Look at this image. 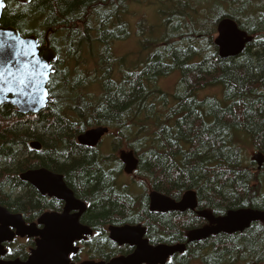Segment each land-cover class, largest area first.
Here are the masks:
<instances>
[{
    "label": "trees",
    "instance_id": "16d2710c",
    "mask_svg": "<svg viewBox=\"0 0 264 264\" xmlns=\"http://www.w3.org/2000/svg\"><path fill=\"white\" fill-rule=\"evenodd\" d=\"M147 2L155 5L157 22L138 21L146 56L115 58L113 43L130 35V6ZM226 18L253 39L239 56L221 59L212 40ZM0 24L35 36L40 45L47 36L56 55L42 111L21 115L0 107L1 207L26 223L61 211V203H46L19 179L45 169L62 176L87 206L80 222L93 234L79 244L74 263L130 255L131 248L108 239L107 229L142 225L152 246H186L167 264H264L261 221L187 243L191 231L209 225L200 213L217 219L229 211L264 212V0H6ZM158 24L159 33L149 38ZM81 62L95 67L81 68ZM176 73V91L169 94L159 82ZM212 88L221 89L220 99V92L200 96ZM98 127L109 131L101 146L77 143ZM31 142L40 150L30 149ZM249 148L258 162L244 163ZM122 150L138 160L129 182L123 181ZM150 191L174 201L193 191L196 211L151 212ZM32 246L17 243L5 260L25 261Z\"/></svg>",
    "mask_w": 264,
    "mask_h": 264
},
{
    "label": "water",
    "instance_id": "95a60500",
    "mask_svg": "<svg viewBox=\"0 0 264 264\" xmlns=\"http://www.w3.org/2000/svg\"><path fill=\"white\" fill-rule=\"evenodd\" d=\"M15 1L26 4L32 0ZM3 9L0 8V19ZM9 33L11 37L7 35ZM217 34L214 45L221 59L238 56L252 41V37L241 31L231 19H223L218 23ZM0 40L5 42V48L0 49V61L12 54V49L8 48L7 44L23 41V45L20 46V55L16 58L19 63L12 71L14 76L22 77L25 81L24 84L17 83L12 86L11 91L8 90L6 84L0 83V106L14 107L21 115H36L50 102L49 95L45 97L43 94L47 91L46 86L52 73V62L56 56L49 48L47 37H45V45L39 47L35 36L21 37L13 27H2L0 24ZM33 52L35 56L32 55ZM36 61H40V64L37 65ZM24 64L29 66L26 70L23 68ZM45 65L47 67H44ZM40 73L44 75L41 76ZM7 78L11 77L6 74ZM107 133L108 129L102 127L90 129L77 137V143L81 146L95 148ZM29 147L35 151L41 148L37 142H31ZM120 160L127 175H131L136 170L138 160L132 152H121ZM19 179L33 187L40 195H47L49 198L63 202L64 208L61 214L45 213L40 216L37 223L26 224L21 215L10 214L0 206V264H72L69 257L78 253L75 243L84 241L86 237L92 235V231L80 223V218L86 211L85 204L75 199L72 191L63 182L62 176L45 169L24 172L20 174ZM196 205L195 194L191 191H188L178 202L157 192H151L149 195L151 212L183 213L194 211ZM202 215L214 223V226L190 232L187 243L198 242L219 233L242 232L254 222H264V212L254 210L230 211L220 219ZM108 234L112 242L118 246L127 245L133 249V252L109 262L85 261L80 264H166L169 258L185 251V245L182 244L149 245L145 238L146 229L140 225L109 227ZM16 237L35 240V247L30 251L28 259L25 262L1 260L6 255L4 244L12 243Z\"/></svg>",
    "mask_w": 264,
    "mask_h": 264
},
{
    "label": "rangeland",
    "instance_id": "374dc122",
    "mask_svg": "<svg viewBox=\"0 0 264 264\" xmlns=\"http://www.w3.org/2000/svg\"><path fill=\"white\" fill-rule=\"evenodd\" d=\"M201 7H202V3H201ZM155 10H156V7L152 2L130 6L131 14L126 17V20L129 22V25H130V35L128 36L127 39L123 41L113 43L112 52L115 58L125 57L129 61H136V58L137 59L141 58L143 54L146 56V52L143 51L138 44L139 38L141 37V35L138 32V21L140 19H142V21L145 19V24H149V25L157 22ZM159 26L160 24L157 25L156 29H154V33L150 32L148 34L149 38H151L153 34L159 33L160 31ZM216 37H217V33L213 36L212 41H214ZM80 67L93 69L95 67V63L94 62H88V63L81 62ZM177 81H178V73L171 75L167 78L161 79V81L159 82V85L165 92L170 94L176 91L175 87H176ZM208 89H206L207 91L206 90L201 91L199 93L201 94L200 96L201 97L205 95L206 96H219V92H220V96L216 98H219V99L221 98L220 88H212L210 90ZM88 92L89 94H91V96H93L94 94H96L97 89L92 87L91 89L88 90ZM243 156H244V163L246 164H251L252 161L253 162L259 161V155L256 152L252 151L250 148L245 150ZM130 180H131V177L123 176L124 182H129Z\"/></svg>",
    "mask_w": 264,
    "mask_h": 264
},
{
    "label": "snow or ice",
    "instance_id": "6c2138e0",
    "mask_svg": "<svg viewBox=\"0 0 264 264\" xmlns=\"http://www.w3.org/2000/svg\"><path fill=\"white\" fill-rule=\"evenodd\" d=\"M4 0H0V8H4ZM9 37H11V33L7 34ZM23 45V41H18L16 43H9L7 44V47L12 49V54L10 57H5L2 61H0V83L6 84L8 87V90L11 91L12 86L15 84H24L25 81L22 77H16L13 74V68L16 64L19 63V61L16 59L20 55V46ZM5 48V42L3 40H0V49ZM33 56H35V52L32 53ZM15 62V63H14ZM36 64L39 65L40 61H36ZM29 66L27 64L23 65V68L26 70ZM44 67H47L45 65ZM17 71H20V69H17ZM6 74L8 77L6 79ZM41 76H43V73H40ZM45 97L49 95L47 91L43 94Z\"/></svg>",
    "mask_w": 264,
    "mask_h": 264
},
{
    "label": "flooded vegetation",
    "instance_id": "af4514ba",
    "mask_svg": "<svg viewBox=\"0 0 264 264\" xmlns=\"http://www.w3.org/2000/svg\"><path fill=\"white\" fill-rule=\"evenodd\" d=\"M41 46V45H40ZM39 46V47H40ZM41 55H42V53H41ZM42 197H44V196H42ZM44 198H47L48 200H45V202L47 203V202H49L51 199L50 198H48V197H44ZM60 203V202H59ZM61 205H62V208H61V211H55L56 213H61L62 212V209H63V204L61 203ZM47 212H52V213H55V212H53V211H47ZM86 212V211H85ZM85 214V213H84ZM83 214V215H84ZM82 215V216H83ZM25 240H27V239H22V240H17V242H19V241H25Z\"/></svg>",
    "mask_w": 264,
    "mask_h": 264
},
{
    "label": "bare ground",
    "instance_id": "6f19581e",
    "mask_svg": "<svg viewBox=\"0 0 264 264\" xmlns=\"http://www.w3.org/2000/svg\"><path fill=\"white\" fill-rule=\"evenodd\" d=\"M82 202V201H81Z\"/></svg>",
    "mask_w": 264,
    "mask_h": 264
}]
</instances>
